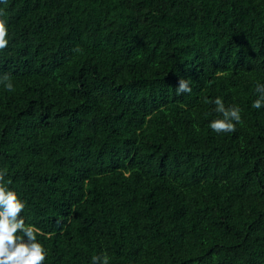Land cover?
Returning a JSON list of instances; mask_svg holds the SVG:
<instances>
[{
    "label": "trees",
    "instance_id": "1",
    "mask_svg": "<svg viewBox=\"0 0 264 264\" xmlns=\"http://www.w3.org/2000/svg\"><path fill=\"white\" fill-rule=\"evenodd\" d=\"M0 12V171L43 264H264V0ZM217 98L235 132L209 127Z\"/></svg>",
    "mask_w": 264,
    "mask_h": 264
},
{
    "label": "clouds",
    "instance_id": "2",
    "mask_svg": "<svg viewBox=\"0 0 264 264\" xmlns=\"http://www.w3.org/2000/svg\"><path fill=\"white\" fill-rule=\"evenodd\" d=\"M0 16H3L2 12ZM7 36V20L0 19V50L8 46ZM3 80L8 81L9 77L5 75ZM5 87L9 91L13 90L11 83H6ZM176 90L178 94L192 91L189 81L184 78H180ZM257 91L260 97L252 106L259 109L264 106V85H258ZM214 102L217 106L216 112L222 114L223 118L212 121L209 127L216 133L235 132L236 124L233 121L242 123L241 109L235 106L226 108L221 98ZM6 174V171H0V264H43L47 251L37 241L34 226L26 224L21 215L26 208V202L18 198L17 192L9 190L3 184ZM92 260L93 264H109L107 255L94 256Z\"/></svg>",
    "mask_w": 264,
    "mask_h": 264
}]
</instances>
